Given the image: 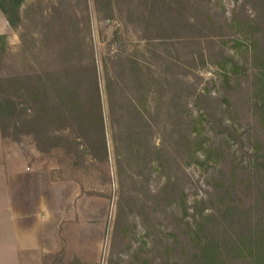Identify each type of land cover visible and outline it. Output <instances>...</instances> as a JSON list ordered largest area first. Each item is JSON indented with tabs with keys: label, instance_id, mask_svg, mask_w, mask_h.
I'll list each match as a JSON object with an SVG mask.
<instances>
[{
	"label": "trees",
	"instance_id": "trees-1",
	"mask_svg": "<svg viewBox=\"0 0 264 264\" xmlns=\"http://www.w3.org/2000/svg\"><path fill=\"white\" fill-rule=\"evenodd\" d=\"M96 1L106 20H114L123 8L122 0ZM24 2L0 0L11 27L21 29L20 55L27 62L25 70L13 69V76L0 75V130L6 140L12 133L3 122L13 120V141L32 135L41 152L62 151L75 167L88 170L92 165L104 173L110 160L109 128L121 178L127 176L138 187V176L143 193L130 189L122 194L109 264H264V39L253 37L246 51L239 41L237 51H219L216 65L225 93L216 96L177 75V62L160 67L135 54L110 51L101 69L89 16L80 21L75 13L63 15L58 5L46 11L34 4L22 14ZM130 2L128 16L137 17L144 33L160 29L159 0ZM210 4L195 3L197 17L188 29L216 24ZM34 27L38 30L32 32ZM8 52L6 37L0 35V69ZM190 62L206 66V52L191 54ZM206 100L207 109H195ZM244 104L252 114L248 125L258 131L255 136L240 132L235 119L221 114ZM163 122L171 125L174 152L153 140ZM206 126L219 144L205 135ZM231 140L238 149H232ZM236 151L248 163L207 168L202 183L207 188L190 199L191 181L179 174L178 157L187 164L212 158L220 162ZM134 212L144 228L137 247L138 225L128 218Z\"/></svg>",
	"mask_w": 264,
	"mask_h": 264
},
{
	"label": "rangeland",
	"instance_id": "rangeland-1",
	"mask_svg": "<svg viewBox=\"0 0 264 264\" xmlns=\"http://www.w3.org/2000/svg\"><path fill=\"white\" fill-rule=\"evenodd\" d=\"M168 4H163L158 8L157 22L162 25L160 29H152L151 32L144 33L137 25V17H129L128 11L132 7L130 0H122V10L117 11L115 19H105L103 12L99 10L101 4H98L96 0H25L22 5L21 12L28 9L27 7L34 4L36 8L42 6L46 11H50L54 5H58L64 15L70 13L72 16L77 15L80 21L89 16L91 25V40L94 45L95 51H97V58L102 69V61L105 55L120 53L122 55L135 54L142 61L150 63L151 61L164 67V65L171 62H177L181 66L178 70L180 76L196 85L200 91L209 90L214 95L222 96L225 91L220 84V75L218 74L216 55L219 51H232L237 49L234 44L239 41L241 43L242 51H246V46L252 41L253 37H259L264 39V0H211V12L216 24L207 28H203L200 31H192L188 29V23L194 21L196 15L195 3L200 0H166ZM136 3L139 0H135ZM166 2V3H167ZM208 2V0H207ZM23 16V15H22ZM155 19V18H154ZM248 28L245 29V26ZM38 29H35L36 31ZM21 29L15 30L11 27L4 13L0 9V35H4L8 42V54L4 65L0 69V75L3 77L13 76V69L25 70L27 68L26 60L20 55L23 49V45L20 40ZM36 35V34H35ZM264 42V40H263ZM202 49L206 52V66L202 64H196L190 62V55L197 53ZM35 51V50H32ZM212 57V62H211ZM250 67V66H249ZM252 68L250 67V72ZM252 80V79H251ZM243 81L246 82V77H243ZM216 82V84L214 83ZM251 83V82H250ZM220 84V85H219ZM248 92L244 90L241 93L242 97H246ZM104 106L107 109L106 99L104 97ZM198 104L195 107L196 110H205L210 101L206 100ZM234 109H237L234 111ZM107 111V110H106ZM226 118L236 120V125L242 133H251L257 135V129L247 123V119L252 118L251 112L248 111V105H241L239 108L235 106L230 107L229 112H221ZM164 117V116H163ZM108 121V120H107ZM5 123L9 129H11L10 137L6 139L7 143L17 144L18 147L25 152L27 157L33 159L35 163L49 170L54 180L73 181L79 187L81 202L83 205V213H81L80 220L82 228L87 225L88 216L86 212L90 211L92 217L97 216V220L93 219L92 222L97 225L91 224L94 227L96 233L92 234V240L96 237V247L92 248L94 252L92 256L87 255L83 258L85 260H96V264H109V257L112 251V240L116 220L118 218L119 205L123 192L129 193L130 189L135 190L138 194L142 193V187L140 185L141 179L137 176L138 187H133L131 179L124 177L121 178L117 163L115 160V152L113 147L112 133L108 128V144L110 149L109 166L104 173H101L96 167L90 165L88 170L75 167L74 160L62 151L53 152H41L35 144L34 137L32 135L23 136L19 141H13V120H6ZM108 125V123H107ZM210 126L205 127V135L212 138V141L219 144V139L210 134ZM171 125L163 122L156 128L153 134V140L157 144H164L172 152L175 151V145L171 138ZM206 138V137H205ZM207 141H211L210 138H206ZM232 149H238V144L233 140L230 141ZM185 158V157H184ZM178 157L179 169L181 176H188L189 183V197L193 199V194L198 192L204 193L202 183L205 178L206 170L211 169L214 166H224L230 168V165H240V162L247 164V157L240 151L226 153L224 160L216 162L215 158L209 163L201 162L199 164H187L188 160ZM218 161V160H217ZM125 176V175H124ZM156 174L153 175L151 183L154 184ZM199 194V195H200ZM83 197V199H82ZM91 199L97 201V205H90V208L86 207L85 201ZM124 203V202H123ZM124 209H127L126 203H124ZM106 215V220L101 224V215ZM8 217V216H7ZM2 216L0 221V264H16L15 255L17 256V249L13 252V235L10 233V227L13 226L10 218ZM131 222L138 225V229H135V235L137 241L134 247H137L142 241L144 235V228L141 219L137 212L128 215ZM87 227V226H86ZM84 229V228H83ZM95 237V238H94ZM79 242V240H78ZM84 242V241H82ZM88 248V247H87ZM76 251H85L83 247H76ZM90 250V248H88ZM121 251L120 255H125L124 248L118 249ZM125 253V254H122ZM22 264L28 258V255L23 253L18 254ZM58 258H46L43 257L42 264H73V256H68L67 252L57 255ZM75 258V257H74ZM58 259V261H57ZM67 262H62V260ZM78 259V258H75Z\"/></svg>",
	"mask_w": 264,
	"mask_h": 264
},
{
	"label": "crops",
	"instance_id": "crops-1",
	"mask_svg": "<svg viewBox=\"0 0 264 264\" xmlns=\"http://www.w3.org/2000/svg\"><path fill=\"white\" fill-rule=\"evenodd\" d=\"M78 187L73 181L54 180L49 170L38 166L17 144L7 143L0 130V221L2 216H8L13 223L10 233L13 252L17 249L16 264H22L20 253L28 255L25 264H42L44 256L60 252L64 256V251L73 256L68 262L96 264V260L83 257L87 255L86 250L89 256L96 252L92 251L97 237L92 240L96 232L91 224L97 225V216L92 217L87 211L90 223L82 228L83 205ZM92 204L97 205V201L87 199L85 209ZM92 218L96 219L95 223ZM100 218L104 225L106 215ZM80 246L84 252L76 251Z\"/></svg>",
	"mask_w": 264,
	"mask_h": 264
}]
</instances>
